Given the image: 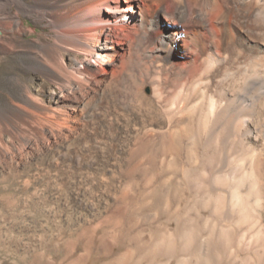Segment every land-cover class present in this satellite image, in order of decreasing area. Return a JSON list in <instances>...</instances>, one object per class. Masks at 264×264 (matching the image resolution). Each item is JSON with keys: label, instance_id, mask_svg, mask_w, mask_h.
Instances as JSON below:
<instances>
[{"label": "rangeland", "instance_id": "374dc122", "mask_svg": "<svg viewBox=\"0 0 264 264\" xmlns=\"http://www.w3.org/2000/svg\"><path fill=\"white\" fill-rule=\"evenodd\" d=\"M115 1L0 0V264H115L127 249L144 254V242L160 250L181 242L185 253L172 264L205 259L191 249L193 236L214 238L217 214L183 199L186 183L200 177L195 171L174 165L150 185L139 179L133 192L126 182L135 128L152 116L141 96L152 93L154 81L171 86L172 72L199 66L198 49L219 37L216 12L202 15L191 4L179 25L161 14L153 27L154 11L162 4L170 9L169 0ZM109 2L130 12L110 36ZM141 27L147 35L139 43ZM169 32L181 35H174L176 49L166 59L162 41ZM107 39L115 47L112 65L100 63L98 50L86 45L104 46ZM223 82L235 88L232 75ZM236 97L237 106H249L252 91ZM236 157L231 153L230 161ZM165 185L179 191L181 202H167V188L153 199ZM194 186V196L206 192L205 185ZM118 209L131 240L106 258ZM164 234L165 242L159 240ZM215 248L218 264H227L224 250ZM166 262L162 257L156 264Z\"/></svg>", "mask_w": 264, "mask_h": 264}, {"label": "bare ground", "instance_id": "6f19581e", "mask_svg": "<svg viewBox=\"0 0 264 264\" xmlns=\"http://www.w3.org/2000/svg\"><path fill=\"white\" fill-rule=\"evenodd\" d=\"M169 1L170 9H165L163 4L157 6L150 26H155L161 14L165 22L179 25L193 4L201 13L216 12L214 22L219 37L215 44H206V47L203 44L204 48L198 49L199 66L191 63L172 72L171 86L165 81H154L152 93L140 97L139 104L146 106L152 116L142 130L135 128L126 182L128 190L133 192L139 179L152 184L160 171L174 165L195 171L200 177L195 183L192 180L186 183L183 199L217 214L214 238L206 242L202 236H193L191 249L205 254L203 263L196 264H218L216 244L224 250L227 264H264V156L259 150L261 146L264 150V0H224L226 7L222 0ZM111 3L104 8L109 36L117 34L130 16L125 6L116 9ZM146 35L142 27L136 31L139 43ZM174 35L181 34L169 32L163 38L166 59L175 52ZM86 45L98 50L100 63H114L115 47L111 40L107 39L104 46L92 42ZM190 51L188 48L183 56L189 58ZM227 75L233 76L234 89L227 88L223 82ZM247 90L252 91L249 106L244 107L243 103L237 106V93ZM231 153L237 154L232 161ZM195 184L205 185L206 192L194 196L191 190ZM166 185L155 189L153 199L158 198ZM167 189V202H181L175 187ZM116 211L113 218L117 233L112 243L104 247L106 258L123 250L131 240L122 230V210ZM138 242L143 243L140 239ZM143 247V255L127 249L114 263L140 264L145 259L149 264H156L163 257L167 260L165 264H172L185 253L181 242L172 249L160 250L157 245L149 246L145 242Z\"/></svg>", "mask_w": 264, "mask_h": 264}]
</instances>
